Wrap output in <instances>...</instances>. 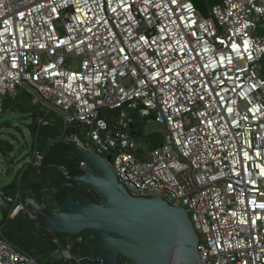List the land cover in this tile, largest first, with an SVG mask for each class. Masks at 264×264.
I'll list each match as a JSON object with an SVG mask.
<instances>
[{
	"label": "built area",
	"instance_id": "obj_1",
	"mask_svg": "<svg viewBox=\"0 0 264 264\" xmlns=\"http://www.w3.org/2000/svg\"><path fill=\"white\" fill-rule=\"evenodd\" d=\"M263 58L264 0L206 16L192 0H0V97L30 94L130 195L183 208L195 264H264ZM134 112L162 127L158 146L134 137ZM9 204L23 210L0 189ZM0 264L41 263L0 236Z\"/></svg>",
	"mask_w": 264,
	"mask_h": 264
},
{
	"label": "water",
	"instance_id": "obj_2",
	"mask_svg": "<svg viewBox=\"0 0 264 264\" xmlns=\"http://www.w3.org/2000/svg\"><path fill=\"white\" fill-rule=\"evenodd\" d=\"M67 142L88 166V171L72 176V182L95 192L99 201L67 195L62 209L51 210L28 192L17 193L23 210L46 230L87 233L86 243L94 246L91 258L71 257V264H118L120 258L130 264L197 262V238L183 208L160 195H130L117 181L110 155L95 154L74 139Z\"/></svg>",
	"mask_w": 264,
	"mask_h": 264
},
{
	"label": "trees",
	"instance_id": "obj_3",
	"mask_svg": "<svg viewBox=\"0 0 264 264\" xmlns=\"http://www.w3.org/2000/svg\"><path fill=\"white\" fill-rule=\"evenodd\" d=\"M217 1L193 0L194 5L203 12L206 3L212 5ZM260 73L264 78V58L261 61ZM1 106L4 109L11 107L27 113L24 124L31 134V144L18 148L0 135L2 163L10 164L15 160H22L20 168L14 173L12 183L6 185L4 191L0 188L6 195L14 197L17 191L28 192L38 203L48 206L51 210L62 209V203L67 195L79 200L88 197L94 202L99 201V196L95 192L71 180L72 176L83 173V170L79 169L82 158L68 144L67 138L75 135L83 141V130L80 126L64 125L61 116L32 104L31 95L25 91H20L15 97H3ZM101 114L111 125L117 111L104 108ZM137 116L133 114L131 123L135 132L134 137L141 138L138 141L148 148L158 146L161 143V135L145 137L142 122ZM36 154L42 156L39 165L33 163ZM8 168L9 165L5 168V174L9 172ZM3 208L6 210L0 221V236L38 263L71 264L65 257H56V254H61L63 250L77 260L91 258L94 246L86 243L87 233L79 235L53 233L39 226L24 210L12 213L14 211L12 204Z\"/></svg>",
	"mask_w": 264,
	"mask_h": 264
},
{
	"label": "rangeland",
	"instance_id": "obj_4",
	"mask_svg": "<svg viewBox=\"0 0 264 264\" xmlns=\"http://www.w3.org/2000/svg\"><path fill=\"white\" fill-rule=\"evenodd\" d=\"M193 1V0H192ZM206 1V0H204ZM211 4L206 3L204 7V12L199 10L204 16L207 15V9ZM75 67V64H72ZM2 97H0V135L2 138L7 139L14 143L15 147L18 146H29L31 144V134L24 124L26 114L24 112L17 111L11 107L2 108L1 106ZM134 114H136L134 112ZM139 121L143 125V135H151V137H160L162 132V127L159 124L148 123L147 118H141L137 116ZM141 140V138L137 139ZM141 149L137 151V156L141 157ZM22 160H15L13 163H2V157L0 156V188L4 191L5 186L12 183L14 173L20 168ZM9 165V172L5 174V168ZM5 208L0 205V221L4 215ZM56 257H63L62 254H56ZM120 258L119 260H121ZM123 260V259H122Z\"/></svg>",
	"mask_w": 264,
	"mask_h": 264
},
{
	"label": "flooded vegetation",
	"instance_id": "obj_5",
	"mask_svg": "<svg viewBox=\"0 0 264 264\" xmlns=\"http://www.w3.org/2000/svg\"><path fill=\"white\" fill-rule=\"evenodd\" d=\"M69 258H71V257H69ZM69 258H67V259H69Z\"/></svg>",
	"mask_w": 264,
	"mask_h": 264
}]
</instances>
